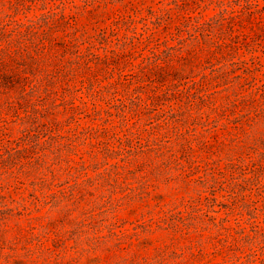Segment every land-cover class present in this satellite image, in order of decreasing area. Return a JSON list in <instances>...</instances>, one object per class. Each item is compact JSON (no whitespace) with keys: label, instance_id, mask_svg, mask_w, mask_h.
I'll return each instance as SVG.
<instances>
[{"label":"rangeland","instance_id":"rangeland-1","mask_svg":"<svg viewBox=\"0 0 264 264\" xmlns=\"http://www.w3.org/2000/svg\"><path fill=\"white\" fill-rule=\"evenodd\" d=\"M0 264H264V0H0Z\"/></svg>","mask_w":264,"mask_h":264}]
</instances>
